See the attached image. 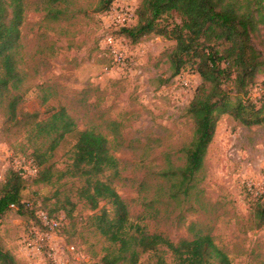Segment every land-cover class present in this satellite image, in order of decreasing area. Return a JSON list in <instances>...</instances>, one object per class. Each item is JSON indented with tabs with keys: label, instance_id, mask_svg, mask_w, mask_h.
<instances>
[{
	"label": "rangeland",
	"instance_id": "1",
	"mask_svg": "<svg viewBox=\"0 0 264 264\" xmlns=\"http://www.w3.org/2000/svg\"><path fill=\"white\" fill-rule=\"evenodd\" d=\"M43 1L25 0L21 68L27 82L20 110L46 118L50 110L64 106L81 130L94 127L106 135L120 163L114 186L128 203L133 221L147 232L162 233L174 243L198 232L210 234L228 251L233 264H264V227L254 229L251 221L252 199L264 190V124L248 128L222 115L196 187L189 196L180 193L174 198L175 178L165 173L185 164L183 149L193 136L187 109L200 77L187 71L172 77L169 55L174 40L149 36L128 52L119 47L115 57L106 38L117 29L110 18L94 12L97 0H76L73 9L87 13L49 23L36 11ZM254 39L264 55V38L256 34ZM121 57L127 59L115 65ZM255 83L250 95L261 106L264 73ZM112 120L121 124L117 139L110 131ZM23 132L7 123L0 106V189L10 170L34 176L33 160L26 156L31 150L22 145ZM75 143V136H68L59 146L51 160L53 172L71 163ZM56 178L52 184L27 183L22 197L35 207L59 213L55 210L69 196L76 205L68 221L63 213L59 216L63 226L68 224L64 232L45 230L35 214L11 210L1 220L0 247L18 264H101L108 244L88 219L97 211L79 201L78 181L56 182ZM105 205L102 202L100 208ZM164 258L172 264L169 252ZM156 262L151 253L139 264Z\"/></svg>",
	"mask_w": 264,
	"mask_h": 264
},
{
	"label": "trees",
	"instance_id": "2",
	"mask_svg": "<svg viewBox=\"0 0 264 264\" xmlns=\"http://www.w3.org/2000/svg\"><path fill=\"white\" fill-rule=\"evenodd\" d=\"M76 0H45L37 12L46 22H60L87 10H74ZM117 0H97L94 12L105 14ZM130 1V0H126ZM27 6L25 0H0V106L11 126L20 127L23 144L31 150L36 168L34 176L24 178L18 170H10L0 189V226L11 210L19 214H35L42 228L48 230L38 217L45 211L50 218L72 217L75 203L65 195L61 208L47 211L25 202L22 192L26 184H52L63 179L78 181L76 196L87 203L91 211L90 227L108 244L103 248L101 264H139L145 254H155L156 264H168L164 254L169 252L172 264H233L227 250L214 237L202 232L192 238L174 243L162 233H149L131 217L128 203L114 186L120 176V163L114 156L106 135L96 128L81 130L77 120L60 106L49 111L46 118L38 113L22 112L25 102L27 74L23 62L22 26ZM264 38V0H139L135 20L110 35L123 38L130 46L143 43L149 36L176 41L169 55L172 77L184 71L197 74L200 84L195 89L187 113L193 124V136L183 149L185 164L172 174L175 182L172 195L189 196L203 170L206 155L216 135L222 115L228 114L245 127L264 124V103L252 100L251 88L257 76L264 73V55L255 44V35ZM228 84L232 88L228 89ZM45 97V96H44ZM46 96L42 101L47 102ZM112 136L117 139L121 126L109 122ZM75 136L71 163L64 170L53 172L51 163L56 150ZM68 178V179H67ZM60 192H57L58 197ZM102 202L106 205L100 208ZM11 205L16 208L12 209ZM55 214V215H54ZM251 221L254 229L264 227V190L252 199ZM62 223H63V219ZM65 226L59 228L62 232ZM164 247L165 250H161ZM0 264H18L11 252L0 247Z\"/></svg>",
	"mask_w": 264,
	"mask_h": 264
},
{
	"label": "built area",
	"instance_id": "3",
	"mask_svg": "<svg viewBox=\"0 0 264 264\" xmlns=\"http://www.w3.org/2000/svg\"><path fill=\"white\" fill-rule=\"evenodd\" d=\"M115 3H118V5L122 7L120 9L112 7L110 11L104 14V17L111 19L115 29H119L121 27L132 25L135 20V9L137 6L125 0H117ZM106 43H107L108 48L112 49V54H114L115 57H117L116 49H118L119 47H121L124 51H127V52L128 50H131L132 48H138V45L130 46L129 44L125 42L123 38H116L112 35H109L106 38ZM126 59L127 58H122V57L120 59L116 58L115 65H122L123 64L122 62H125ZM33 169H34L33 174H35L36 168L34 165H33ZM18 171L24 178H28L30 176L29 174L27 175V173L21 169H19ZM11 208L15 209L16 206L11 205ZM37 215L41 219L43 225L50 231L59 230V228L62 226L61 219L56 220V219L50 218L45 211H38Z\"/></svg>",
	"mask_w": 264,
	"mask_h": 264
},
{
	"label": "crops",
	"instance_id": "4",
	"mask_svg": "<svg viewBox=\"0 0 264 264\" xmlns=\"http://www.w3.org/2000/svg\"><path fill=\"white\" fill-rule=\"evenodd\" d=\"M125 1H126V0H125ZM128 2H130V3H134V5H138L139 0H130V1H128ZM61 84H62V83H61ZM64 87H65V86H63V88H61L62 91H65V90H64Z\"/></svg>",
	"mask_w": 264,
	"mask_h": 264
}]
</instances>
